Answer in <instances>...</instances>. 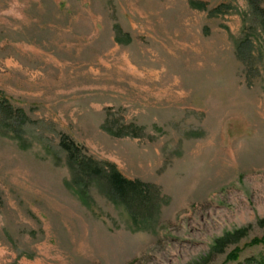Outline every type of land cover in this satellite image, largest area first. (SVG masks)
I'll use <instances>...</instances> for the list:
<instances>
[{
    "label": "rangeland",
    "instance_id": "374dc122",
    "mask_svg": "<svg viewBox=\"0 0 264 264\" xmlns=\"http://www.w3.org/2000/svg\"><path fill=\"white\" fill-rule=\"evenodd\" d=\"M261 10L0 0V99L27 120L0 126V264H264ZM62 137L154 208L76 195Z\"/></svg>",
    "mask_w": 264,
    "mask_h": 264
},
{
    "label": "trees",
    "instance_id": "16d2710c",
    "mask_svg": "<svg viewBox=\"0 0 264 264\" xmlns=\"http://www.w3.org/2000/svg\"><path fill=\"white\" fill-rule=\"evenodd\" d=\"M199 6L204 9L202 4H199ZM256 6L258 9L257 4ZM261 14H264V10H261ZM26 121L21 111L14 110L5 100L0 99V126L5 128L16 126V129L18 127L21 129ZM12 132L16 133L19 131L12 130ZM61 148L67 153L68 162L77 174L75 183L80 185L74 191L76 195L80 197L86 195V179L100 181L105 185L109 199L114 204H122L129 211L133 222L136 224L139 222V216L141 217V214H143L140 212L141 207L146 202H149L151 205L154 198L150 196L151 190L149 187L137 181H130L124 178L114 165L98 163L83 155L81 149L66 137H62L61 139ZM150 205L145 216H149L152 213ZM151 207L154 208V205H151ZM227 242L228 239H224L222 245L225 246ZM253 243L264 245V236L260 240H254Z\"/></svg>",
    "mask_w": 264,
    "mask_h": 264
}]
</instances>
